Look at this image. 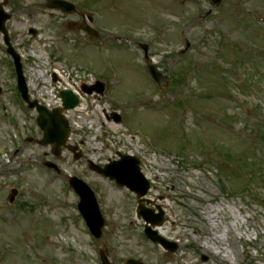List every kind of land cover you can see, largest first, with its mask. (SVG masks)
I'll use <instances>...</instances> for the list:
<instances>
[{
    "label": "rangeland",
    "instance_id": "1",
    "mask_svg": "<svg viewBox=\"0 0 264 264\" xmlns=\"http://www.w3.org/2000/svg\"><path fill=\"white\" fill-rule=\"evenodd\" d=\"M48 1L0 0V9L31 99L52 110L62 90L80 96L69 144L83 156L39 143L38 112L19 94L0 31V264H101V249L115 264H228L214 253L229 259L234 244L236 264H264V0H67L68 13ZM150 65L168 76L164 88ZM101 85L103 94L84 92ZM119 153L140 160L145 201L90 168ZM69 177L98 198L99 240ZM140 204L163 212L176 252L145 237Z\"/></svg>",
    "mask_w": 264,
    "mask_h": 264
},
{
    "label": "water",
    "instance_id": "2",
    "mask_svg": "<svg viewBox=\"0 0 264 264\" xmlns=\"http://www.w3.org/2000/svg\"><path fill=\"white\" fill-rule=\"evenodd\" d=\"M215 4L220 3L222 0H213ZM49 7H59L64 9L65 11H72L74 10V6L69 3H66L62 0H52L49 4ZM9 18V16L0 12V29L5 34V41L10 46L9 52L13 54L16 60L17 71L19 75V88L22 92L24 99L29 103L30 108H34L35 106L38 107L40 112V116L38 118V122L44 131V140L41 142L42 144H53L56 148V154L60 155L61 149L63 145H66L68 137L71 132V127L69 125L68 120L64 117L62 112L66 109L75 108L79 100L78 98L73 95L69 91H64L61 93V96L64 100V108L55 109L52 112H49L45 107L39 105L37 101H31L28 96V89L26 87L23 75H22V66L19 62V57L16 54L15 50L11 47L9 38L7 36V31L5 29V21ZM74 24H72L73 26ZM87 31L92 34L96 35L94 31L87 28ZM145 50H147V46H145ZM150 73L152 74L153 78L160 84L161 87L167 84V78L162 75L161 72L157 70L156 67H150ZM96 90L99 93L104 91V87L101 88H89L85 87V91L88 93H92L93 90ZM113 118L116 122L121 121V117L119 115H113ZM78 147L74 148L76 152ZM81 153H76L75 159H79L81 157ZM139 161L135 158L122 156V161L120 162H113L110 165H107L105 168H101L100 166L91 163V168L98 173L104 174L105 176H109L112 179H116V181L124 186L126 185L132 191L137 192L140 196H144L147 194L149 189V183L144 180V177L140 173V169L138 167ZM50 166H54L51 163H48ZM71 185L75 188V190L81 196V203L80 209L81 212L85 215L88 220V223L91 227L93 234L97 237H100L102 234V228L105 225V220L102 217L100 212L97 200L95 198L94 192L91 188L86 185L83 181L79 180L76 177L70 179ZM17 191L14 190L12 199L16 196ZM140 216H143L147 222L152 223L153 225L160 224L163 219L162 217L155 218L149 212L141 207ZM147 235L155 241H161L166 247L170 248L171 250H175V247H170L167 242L156 236V232H152L149 227H147ZM104 264H110L105 255H103ZM128 264H143L137 260H128Z\"/></svg>",
    "mask_w": 264,
    "mask_h": 264
},
{
    "label": "bare ground",
    "instance_id": "3",
    "mask_svg": "<svg viewBox=\"0 0 264 264\" xmlns=\"http://www.w3.org/2000/svg\"><path fill=\"white\" fill-rule=\"evenodd\" d=\"M71 112V111H70ZM70 112L67 113V117L70 118ZM74 112V111H73ZM72 113V112H71ZM228 231H231V229L229 227H226ZM158 231L161 235L163 236H167L168 232L166 231V229L164 227H159L158 228ZM203 252H205V249H201ZM240 253V250L238 248V246L236 244L234 245H230V251H229V254H230V258L229 259H224L225 258V255H219L218 252L214 253V256L218 257L219 258V261L221 263H224V262H228V264H236V262L238 261V254ZM164 264H170L168 263L167 261L164 262ZM178 264H183L182 262H179Z\"/></svg>",
    "mask_w": 264,
    "mask_h": 264
}]
</instances>
